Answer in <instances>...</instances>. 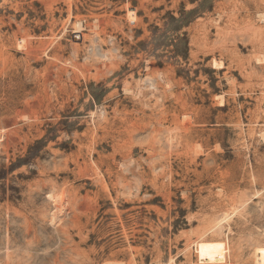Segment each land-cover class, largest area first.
I'll list each match as a JSON object with an SVG mask.
<instances>
[{
	"label": "rangeland",
	"instance_id": "rangeland-1",
	"mask_svg": "<svg viewBox=\"0 0 264 264\" xmlns=\"http://www.w3.org/2000/svg\"><path fill=\"white\" fill-rule=\"evenodd\" d=\"M0 264H264V0H0Z\"/></svg>",
	"mask_w": 264,
	"mask_h": 264
},
{
	"label": "bare ground",
	"instance_id": "bare-ground-1",
	"mask_svg": "<svg viewBox=\"0 0 264 264\" xmlns=\"http://www.w3.org/2000/svg\"><path fill=\"white\" fill-rule=\"evenodd\" d=\"M75 33H80V30H77ZM78 36V35H77Z\"/></svg>",
	"mask_w": 264,
	"mask_h": 264
}]
</instances>
